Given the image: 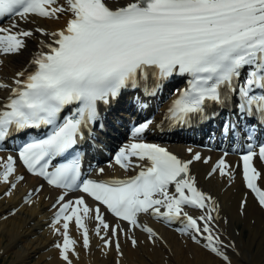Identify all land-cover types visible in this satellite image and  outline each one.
<instances>
[{
  "label": "snow or ice",
  "instance_id": "6c2138e0",
  "mask_svg": "<svg viewBox=\"0 0 264 264\" xmlns=\"http://www.w3.org/2000/svg\"><path fill=\"white\" fill-rule=\"evenodd\" d=\"M62 14L65 22L56 30L20 26L58 21ZM3 19L11 23L0 26V65L23 55L32 41L36 51L11 84L0 82V151L9 141L35 135L16 146L15 156H0V199L12 197L26 181L18 166L62 190L48 225L60 238L53 247L61 264H74L78 244L90 251L93 237L102 255L115 252L119 258L121 237L132 249L142 243L166 246L142 217L171 228L220 264H233L245 251L236 242L242 233H229L225 240L221 221L229 220L221 216L216 197L199 187L192 166L211 163L204 179L220 178L229 188L239 175L246 191L238 215L256 227L249 198L264 217V174L256 166L257 160L264 165V142H258L264 134V0H0V24ZM177 78L183 88H175ZM173 88L164 113L168 124L179 127L225 114L221 136L243 143L242 169L229 163L227 151L212 163L191 148L190 158L182 159L146 142L144 134L157 125L145 120L132 127V139L114 156L125 172L139 169L135 175L85 178L79 148L97 139L114 105L131 91L141 94L137 104L144 108L143 98ZM104 172L99 168L96 175ZM44 186L29 188L21 206L36 205L33 197ZM17 211L13 207L8 216ZM260 237L256 264H264V219Z\"/></svg>",
  "mask_w": 264,
  "mask_h": 264
},
{
  "label": "bare ground",
  "instance_id": "6f19581e",
  "mask_svg": "<svg viewBox=\"0 0 264 264\" xmlns=\"http://www.w3.org/2000/svg\"><path fill=\"white\" fill-rule=\"evenodd\" d=\"M67 14H62L58 21L38 19L37 24H25L21 22V27L34 28L36 26L45 27L48 30H56L63 26ZM11 23V20L3 26H7ZM36 42H30L28 51H25L23 55L15 58H10L0 65V82L5 84H11L12 77L15 72L23 69L27 65V61L31 58V54L36 51ZM4 96V90L0 89V98ZM162 107L157 108L151 119L155 122L158 121L161 116ZM154 127L151 128L143 139L147 140ZM132 139L131 133L127 137V140L123 142L119 149L125 144L129 143ZM169 150H171L177 156L182 159H189L190 153L187 151L190 146H181L179 144L167 143ZM193 152H200L202 156L211 157V162L214 163L223 154L208 153L202 148H197ZM10 153H2L0 156L6 157ZM226 159L235 168L240 166L235 154L228 155ZM259 171L263 173V168L256 163ZM211 167L209 165H203L200 162L195 163L192 166V171L198 178L199 187L211 193L221 204V216L229 220V224H223L221 221V231L224 233V238L227 241L229 233H242L241 236L236 237V242L241 248L245 249L240 256L233 258V264H256L261 259V245L262 240L260 237V224L262 219L261 213L256 211L252 204L251 197L249 198V218H255L256 227L253 228L249 224V220L240 217L237 211V205L239 199L246 191L242 186L241 177L237 175L234 185L229 188L225 186L224 180L217 178L213 180H205L204 176ZM104 168L103 175H110L113 173H120L123 176L128 172H123L117 169L110 161H103L101 164L91 170V174L96 175V170ZM242 169L240 166L238 172ZM18 172L26 176V181L22 183L18 190L12 197H4L0 199V216H7V219H0V260L8 255L10 259L5 264H61L58 252L53 247L55 242H59V237L52 234L49 224L51 222L52 213L54 209L51 205L55 203L57 196L60 194V190H54L48 186H44L43 192L37 198L34 195V199H38L36 205L31 207L21 206V197L24 193L33 187H39L42 183L38 178L32 177L23 173L18 166ZM3 191V186H0V192ZM17 208V214L15 216H8V212L13 208ZM109 220L111 218L109 217ZM145 223H149L164 237L167 245H161L153 247L150 244L142 243L138 249H132L130 245L124 244L123 237H121V243L124 245V256L119 258L115 252L109 256H104L100 252L97 244L98 240L93 237L92 249L86 251L83 249L82 244H78L77 251L79 257L73 258L74 264H114L116 259H121V264H220L218 258H215L199 249L197 246L187 242L183 236L174 232L171 228L165 227L163 224L153 221L150 218L142 217ZM242 224V230H237L236 224ZM90 229L93 227L89 224ZM248 229V234L243 236L245 232L243 230ZM72 235L79 240L74 226L72 228ZM142 238V237H141ZM1 262V261H0Z\"/></svg>",
  "mask_w": 264,
  "mask_h": 264
},
{
  "label": "rangeland",
  "instance_id": "374dc122",
  "mask_svg": "<svg viewBox=\"0 0 264 264\" xmlns=\"http://www.w3.org/2000/svg\"><path fill=\"white\" fill-rule=\"evenodd\" d=\"M242 228H243V226H242V224H240V223H237L236 224V228L235 229H237V230H242ZM248 229H246L245 228V230H243V232H245V234H243V236H246V234H248ZM1 256V255H0ZM10 255H8V256H6V257H4V258H1V262H0V264H5V263H7L8 262V260L10 259Z\"/></svg>",
  "mask_w": 264,
  "mask_h": 264
}]
</instances>
